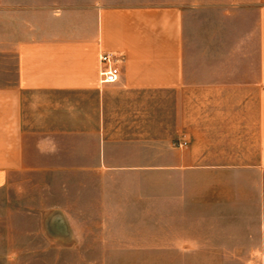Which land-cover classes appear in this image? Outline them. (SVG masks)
<instances>
[{
	"label": "crops",
	"instance_id": "crops-1",
	"mask_svg": "<svg viewBox=\"0 0 264 264\" xmlns=\"http://www.w3.org/2000/svg\"><path fill=\"white\" fill-rule=\"evenodd\" d=\"M31 174L94 177L113 214L33 230ZM65 256L264 257V0H0V264Z\"/></svg>",
	"mask_w": 264,
	"mask_h": 264
},
{
	"label": "rangeland",
	"instance_id": "rangeland-1",
	"mask_svg": "<svg viewBox=\"0 0 264 264\" xmlns=\"http://www.w3.org/2000/svg\"><path fill=\"white\" fill-rule=\"evenodd\" d=\"M179 146V144H176ZM158 146V148H157ZM174 146V145H173ZM159 152L161 155L160 163L164 166H171V141L153 145L152 150H145L144 154ZM120 177H113L115 180ZM153 178L164 179L166 176H154ZM94 177L89 176H54L31 174L28 176H17L16 183L25 186L26 199L31 202V211L33 216V230H47L48 232L56 231H97L103 225L91 222L93 217L111 215L112 208L105 207L101 195L103 193L90 190L95 187ZM109 203V202H108ZM108 205V204H107ZM61 217L74 218L75 222H64ZM47 218V222L39 219ZM90 218V220H88ZM90 221V222H89ZM118 227L109 225V227ZM55 257H49V259ZM99 257H61V261L69 264H81L87 259ZM130 261L132 258L137 259L139 263L149 264H171V256L158 257H127ZM193 257L192 263H264V257ZM60 259V257H58ZM173 264V263H172Z\"/></svg>",
	"mask_w": 264,
	"mask_h": 264
},
{
	"label": "built area",
	"instance_id": "built-area-1",
	"mask_svg": "<svg viewBox=\"0 0 264 264\" xmlns=\"http://www.w3.org/2000/svg\"><path fill=\"white\" fill-rule=\"evenodd\" d=\"M100 80L102 83H113L119 79L121 57L114 52H106L100 55ZM183 145L187 144V141L182 142Z\"/></svg>",
	"mask_w": 264,
	"mask_h": 264
}]
</instances>
